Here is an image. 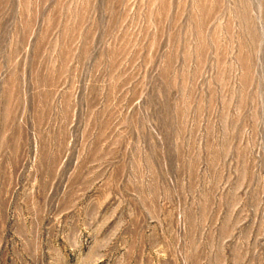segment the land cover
<instances>
[{
    "label": "rangeland",
    "instance_id": "374dc122",
    "mask_svg": "<svg viewBox=\"0 0 264 264\" xmlns=\"http://www.w3.org/2000/svg\"><path fill=\"white\" fill-rule=\"evenodd\" d=\"M0 264H264V0H0Z\"/></svg>",
    "mask_w": 264,
    "mask_h": 264
}]
</instances>
